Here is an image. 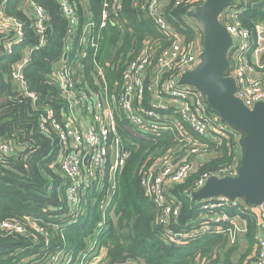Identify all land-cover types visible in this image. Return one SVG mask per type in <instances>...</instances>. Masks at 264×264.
Wrapping results in <instances>:
<instances>
[{
	"label": "trees",
	"instance_id": "1",
	"mask_svg": "<svg viewBox=\"0 0 264 264\" xmlns=\"http://www.w3.org/2000/svg\"><path fill=\"white\" fill-rule=\"evenodd\" d=\"M32 1L42 6L48 16L45 44L38 50L33 49L37 36L22 11V0H7L5 4V13L21 24L25 36L23 47L32 49L23 79L27 91L35 95V100L20 92L11 80V66L18 57L6 56L3 42H0V138L8 140L13 146V151L0 159V222L14 220L21 223L29 219L45 230L47 238L32 230L9 236L0 232V264H44L57 251L77 252L101 219V203L109 186L106 170L102 186L95 182L85 196L83 213L78 220L68 226L62 222L61 218L67 211L68 184L59 164L62 148L57 135L50 128L49 132H42L41 126L49 124L46 123L48 115L61 124L66 102L57 87L51 84L50 74L66 54L70 69L77 72V67L81 66L84 79L90 83L92 54L88 51L83 61L78 60L76 41L69 44L71 47L65 52L68 47L67 24L58 0ZM176 2L166 0L162 15L173 32L185 42H193L200 30L187 18V13L202 4V0L193 5L186 0L178 5ZM102 3L103 0H72L78 18L75 37L89 20L88 12L94 25L91 36L99 37L96 59L102 66L111 63V68L104 70L111 88L113 83L121 82L123 67L132 50L135 55L148 42L154 56H157L169 47L170 38L158 29L144 10L147 0H123L121 8L110 13L107 26L98 30ZM236 6L238 21L256 36L257 27L264 25V0H242ZM73 77L76 79V74ZM163 77H169V74L165 73ZM143 103L146 104L145 100ZM169 113L171 110L163 114L166 116ZM182 128L186 132L184 139L191 137L205 147L192 155L196 166L187 179L172 185L166 192L168 201L179 206L178 217L167 228L178 233L198 229L199 203L190 200L198 178L204 173L215 175L221 172L233 165L234 158L239 163L242 155V135L232 128L227 127L223 136L208 134L205 138H197L185 125ZM119 133L123 149L129 156L115 174L114 192L103 211L105 226L98 241L106 249L105 264L127 260L130 264H231L230 255L236 243H230L229 226H224L218 234L204 232L182 245L167 243L164 238L166 228L156 223L160 207L146 196L141 186V178L153 162L167 154L175 158L187 148L186 141H180L178 129L159 136H142L129 130ZM197 156L207 157H201L196 162ZM231 216H238L240 221L245 222V236L250 245L256 242V216L239 210H233ZM55 225L59 229H55ZM238 264H245L244 258Z\"/></svg>",
	"mask_w": 264,
	"mask_h": 264
},
{
	"label": "built area",
	"instance_id": "2",
	"mask_svg": "<svg viewBox=\"0 0 264 264\" xmlns=\"http://www.w3.org/2000/svg\"><path fill=\"white\" fill-rule=\"evenodd\" d=\"M122 1L103 0L98 30L107 26L110 13L119 10ZM200 1L186 0L191 5ZM240 1L242 0H235L231 6L225 8L219 16V22L233 40L228 55L227 76L235 81L234 96L246 108L252 109L256 104L264 103V25L257 27L256 36L242 27L238 21L239 10L236 6ZM6 2L7 0H0V42H3L6 56L18 57L11 66V80L17 84L20 92H24L34 101L35 95L27 91L23 79V71L29 62L28 54L32 49L23 47L25 36L21 24L5 13ZM58 2L67 24L68 47L65 52L70 49L69 44L76 41L78 60L83 61L88 51L92 54L90 83L84 79L81 66L77 67V72L70 69L66 54L50 74L51 84L57 87L66 102L61 124L48 115L46 123L49 124L43 123L41 126L42 132H49L50 128L57 135L62 148L59 164L63 176L68 180L67 211L61 218L62 222L68 226L78 220L83 213L85 196L92 190L95 182L102 186L106 170L109 186L101 203V219L91 235L86 237L84 246L77 252L57 251L44 264H105L106 249L99 245L98 241V236L105 226L103 211L108 207L114 192L115 174L124 166L129 156L122 146L119 133L121 130H129L142 136H159L177 128L180 141H186L187 148L177 157L172 158L167 154L159 158L141 178V186L146 196L160 207L156 223L166 228L164 238L167 243L182 245L204 232L218 234L224 226H229L230 243H236L245 230L238 225L239 217L231 216L233 210L253 213L258 228L264 231V203L258 207H249L239 200L231 201L224 197L199 203L198 229L178 233L167 228L178 217L179 206L168 201L166 192L172 185L187 179L196 166L191 159L192 155L205 147L193 141L191 137L189 140L184 139L186 132L182 126H187L197 138H205L208 134H213L214 137L223 136L228 127L210 112L200 91L191 86L178 85L180 77L193 71L200 62L199 56L203 50L200 31H197L193 42H185L180 35L172 31L162 15V6L166 0H147L144 10L158 29L170 38V45L157 56H154L152 46L148 42L139 53L134 55L132 50L123 67L121 82L113 83L110 88L104 70L111 68V63L107 62L102 66L96 59L99 37L91 36L94 25L89 13L86 14L89 20L75 37L78 18L72 0ZM182 2L183 0H177L175 4ZM203 2L204 0L202 4ZM82 5L86 6V3L82 2ZM20 6L37 36V44L33 49L38 50L45 44L44 32L48 16L44 8L32 0H22ZM165 73L169 74V77H163ZM75 74L76 79L73 77ZM144 100L146 104L143 103ZM168 110H171V113L164 116L163 113ZM12 151V144L0 138V159ZM182 153H186V156L173 165V161ZM238 166L239 163L234 158L233 165L221 172L215 175L202 174L195 182L194 191L204 186L210 176L236 177ZM54 228L59 229V226L55 225ZM30 230L47 238L45 230L29 219L21 223L14 220L0 222V232L6 236L30 233ZM129 261H124V264H130ZM245 264H264V236L256 238L253 256Z\"/></svg>",
	"mask_w": 264,
	"mask_h": 264
},
{
	"label": "water",
	"instance_id": "3",
	"mask_svg": "<svg viewBox=\"0 0 264 264\" xmlns=\"http://www.w3.org/2000/svg\"><path fill=\"white\" fill-rule=\"evenodd\" d=\"M233 3L234 0H204L202 5L187 13V18L201 31L203 50L197 67L184 73L178 85L200 91L211 112L242 135L237 176H210L204 186L190 194V200L200 203L224 197L231 201L239 200L249 207H258L264 203V103L256 104L252 109L246 108L234 96V79L227 76L233 40L219 22V16ZM185 156L186 153H182L173 165Z\"/></svg>",
	"mask_w": 264,
	"mask_h": 264
},
{
	"label": "crops",
	"instance_id": "4",
	"mask_svg": "<svg viewBox=\"0 0 264 264\" xmlns=\"http://www.w3.org/2000/svg\"><path fill=\"white\" fill-rule=\"evenodd\" d=\"M210 112H211V110H210ZM199 157H201V156H199ZM204 157H207V156H202V158H204ZM238 225L242 230H246L244 221H239ZM259 236L260 237L264 236V231L260 230L258 228V231H257L256 236H255V240ZM255 243L256 242L254 241L250 245V243L246 239V236L244 233L243 236L241 238H239L238 241L236 242V245H235L236 248L232 252V254L230 255L231 264H238V262L240 261L241 258H244V262H246L249 258H251V256H253V253H254Z\"/></svg>",
	"mask_w": 264,
	"mask_h": 264
},
{
	"label": "rangeland",
	"instance_id": "5",
	"mask_svg": "<svg viewBox=\"0 0 264 264\" xmlns=\"http://www.w3.org/2000/svg\"><path fill=\"white\" fill-rule=\"evenodd\" d=\"M201 157H202V156H201ZM201 157H199V158H198V156H197V157H196V162H198V161H199V159H200Z\"/></svg>",
	"mask_w": 264,
	"mask_h": 264
}]
</instances>
